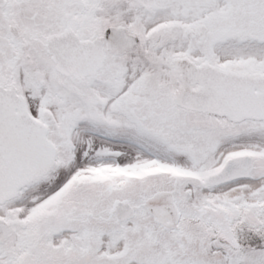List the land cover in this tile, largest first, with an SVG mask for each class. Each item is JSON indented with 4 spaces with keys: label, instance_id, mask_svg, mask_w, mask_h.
Instances as JSON below:
<instances>
[{
    "label": "snow or ice",
    "instance_id": "6c2138e0",
    "mask_svg": "<svg viewBox=\"0 0 264 264\" xmlns=\"http://www.w3.org/2000/svg\"><path fill=\"white\" fill-rule=\"evenodd\" d=\"M0 264H264V0H0Z\"/></svg>",
    "mask_w": 264,
    "mask_h": 264
}]
</instances>
